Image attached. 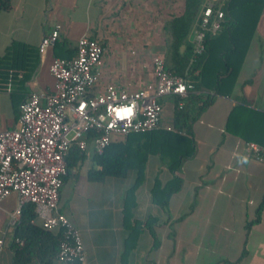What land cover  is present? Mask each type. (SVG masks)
<instances>
[{
  "label": "crops",
  "instance_id": "0c3cea01",
  "mask_svg": "<svg viewBox=\"0 0 264 264\" xmlns=\"http://www.w3.org/2000/svg\"><path fill=\"white\" fill-rule=\"evenodd\" d=\"M166 2L10 0V9L0 12V57L13 43L28 46L36 56L30 59L35 68L28 80L21 81L24 72H8L6 88L0 91V132L16 127V104L22 98L32 92L53 91L48 68L56 58L54 45L43 55L38 47L42 37L56 25L60 26L57 42L71 50L76 51L77 40L83 35L103 39L100 86L122 83L129 75L152 81V59L156 54L163 56V25L183 12L182 8L178 14L163 17L157 28L160 40H155L154 29L159 22L155 15L169 12ZM194 29L195 26L189 38L192 46ZM112 38L121 40L120 46H127L117 50L114 57L105 48ZM155 45L161 47L160 53L154 52ZM22 55L26 59L25 53ZM121 64H126L128 70L132 65L136 74L120 72ZM197 74L198 71L193 73ZM203 93L210 95V102L192 123L194 153L182 161L176 173L180 188L169 198L165 209L152 203L150 190L156 176L164 185L171 175L156 156L148 157L144 181L135 191L130 220L140 222L141 226L125 256L131 231L124 227V199L135 174L130 172L123 180L106 178L100 184L90 182L86 175V185H67L69 180L78 179L83 165H88L87 171L91 167L94 154L90 149L82 151L87 157L62 185L58 210L78 230L86 264H264V208L257 218L264 197V144H259L264 132V8L230 94ZM162 105L161 129L171 130L173 98H164ZM249 144L260 151L250 149ZM26 205L19 206L16 193L0 201V264H68L58 262L56 255L51 256L49 237L23 235L22 211ZM17 209L21 210L20 216L11 223ZM33 211L30 226L53 237L60 235L58 230L43 229ZM149 218L156 220V247L145 227Z\"/></svg>",
  "mask_w": 264,
  "mask_h": 264
},
{
  "label": "built area",
  "instance_id": "2783aa9c",
  "mask_svg": "<svg viewBox=\"0 0 264 264\" xmlns=\"http://www.w3.org/2000/svg\"><path fill=\"white\" fill-rule=\"evenodd\" d=\"M222 4L206 1L193 33L194 56L203 53L206 34L219 32L224 17ZM59 31L56 25L42 37L38 47L41 55L57 42ZM103 54L100 39L81 36L74 57L54 58L49 65L53 91L30 93L18 107L16 127L0 132V201L16 193L19 206H34L43 229L59 231L56 260L61 263L86 264L78 230L58 210L70 148L90 149L94 155H101L111 143L129 134L161 129L164 98L204 94L195 91L193 80L166 71L160 54L152 59V81L131 76L122 83L100 86ZM248 147L260 151L254 144ZM20 212L17 209L13 213L11 223ZM2 247L0 240V251Z\"/></svg>",
  "mask_w": 264,
  "mask_h": 264
},
{
  "label": "trees",
  "instance_id": "16d2710c",
  "mask_svg": "<svg viewBox=\"0 0 264 264\" xmlns=\"http://www.w3.org/2000/svg\"><path fill=\"white\" fill-rule=\"evenodd\" d=\"M205 2L206 0H184L183 12L164 23V66L171 75L193 80L195 91H212L214 95L226 96L230 94L234 86L244 54L259 23L264 0H218L219 3L223 2L224 13L220 30L214 35L206 34L203 53L193 57V46L189 38ZM9 9L10 0H0V12ZM22 53H25L26 59L23 58ZM54 53L56 58L61 59L75 56V50L59 42L54 43ZM35 56L36 54L28 46L19 43L10 45L5 54L0 57V91L6 88L9 71L14 74L24 72L21 81L28 80L35 68L34 61L30 59ZM195 71H198L197 76L193 75ZM26 98H22L16 104L17 109ZM180 102H182L181 107H179ZM209 102L210 95L205 93L202 96L191 94L186 99L174 96L171 130L158 129L145 133H132L123 140L111 143L103 154L92 155L91 167L86 173L90 182L100 184L106 178L123 180L130 172L135 174L133 185L127 190L124 199V227L131 231L124 256L131 248L130 243L135 242L141 226L140 222L132 223L130 220L135 206V191L144 181L148 157L156 156L171 175V179L164 185L156 176L150 190L152 203L165 209L169 198L180 188L181 182L176 173L182 161L192 157L194 153L191 138L192 123L196 115L208 106ZM261 115L264 117V114ZM259 144H264V132ZM86 155L75 146L70 148L66 156L67 175L63 179V184L72 175L73 170L86 159ZM262 208H264V197L257 210V218ZM33 210V206L27 204L22 211L21 231L23 235L33 233L43 238L49 237L51 256H55L60 235L53 237L46 231L30 226L29 221L34 218ZM254 222L248 223L247 228H250ZM155 225L154 218H149L145 222V227L154 238V247L158 245L153 231Z\"/></svg>",
  "mask_w": 264,
  "mask_h": 264
},
{
  "label": "rangeland",
  "instance_id": "374dc122",
  "mask_svg": "<svg viewBox=\"0 0 264 264\" xmlns=\"http://www.w3.org/2000/svg\"><path fill=\"white\" fill-rule=\"evenodd\" d=\"M167 1L168 2H166V0H165L166 4L169 7V12H164L161 15H155V17H157V18L159 17V22H157V24L155 25V29H154L155 40H157V41L160 40V32H158L157 28H158L160 22L162 21L163 17L165 19L167 17V14H169V15L178 14L179 12H181V10L183 8V2H184V0H167ZM158 7H160V5H158L157 8ZM157 8H155V9H157ZM158 10H160V9H157V11ZM163 10L165 11V7H163ZM157 11L155 10V13ZM157 33H159V34H157ZM101 40L103 41V39H101ZM110 40H111L110 41V44H108V45L105 44L106 50H110V52H111L109 54V56L110 55H113V57H114L115 56L114 53L117 50H120V49H124L125 50V48H127V46H123V45L120 46L119 44H120V41L121 40H118L117 38H112ZM160 49H161L160 46H158V45H155L154 46V52L160 53V51H161ZM127 67L128 66L126 64L118 65V68L120 69V72L128 73V74L131 73V72H133V74H136V71H134V70L131 69L132 68V65L131 66L129 65V67H130L129 70L130 71L127 69ZM131 76H134V77L138 78L135 75H131ZM131 76L129 75L128 77H126L127 79L125 81L129 80ZM165 122L168 123L169 122V118H166L165 119ZM87 168H88V165L87 164L83 165V167H81L78 170V176H79L78 179H71V180H69L68 183H67V185H86L85 184L86 183L85 182V176H86Z\"/></svg>",
  "mask_w": 264,
  "mask_h": 264
}]
</instances>
